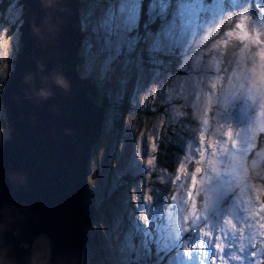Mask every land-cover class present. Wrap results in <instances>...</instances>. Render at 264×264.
<instances>
[{
  "label": "rangeland",
  "instance_id": "rangeland-1",
  "mask_svg": "<svg viewBox=\"0 0 264 264\" xmlns=\"http://www.w3.org/2000/svg\"><path fill=\"white\" fill-rule=\"evenodd\" d=\"M19 1L10 0L7 10L0 13V93L13 69L19 44L18 29L10 27L23 12ZM103 7L99 0H80L78 25L84 37L78 54L81 63L76 68L80 77L90 78L107 98L105 105L97 102L104 108V120L99 142L91 153L87 177L94 208L89 236L100 244L97 264L140 261V244L133 241V229L137 225L150 229L147 237L153 238L156 248L163 253L166 245H162L160 222L152 219L153 216L157 219L160 212V217L162 213L169 216L172 212L177 219L176 227L195 238L176 243L172 247L177 255L173 259L162 256L159 261L264 264V182L259 184L241 177L237 159L231 179L237 172L240 177L230 180L228 185L231 191L237 185L239 195L235 194L232 204L237 205L236 209H231V205L230 209L210 216L205 208L202 211L184 202L189 206L184 209L186 206L179 203L180 197L189 201L198 189L207 194L217 185L211 178V174L218 172L211 167L213 160L208 157V148L219 149L229 159L235 158L239 150L237 143L248 142L253 126L258 123L257 114L264 111V0H174L169 9L172 21L165 25L171 34L168 52L163 57L152 56L151 60L150 54L144 53L143 71H132L138 78L135 91L131 82L127 86L114 83L110 91L93 74L86 46L93 13ZM255 44L260 46L258 58L247 57L249 45ZM224 55L230 58L227 56L229 61L221 81L216 67L219 69ZM211 85L216 87L217 95L223 87L225 96L217 101ZM241 86L246 87L247 93H236L242 90ZM125 88V96L118 98ZM229 100L239 103L240 109L229 113L232 110L231 106L227 107ZM215 102L219 107L213 109L211 104ZM252 106L260 112L250 113ZM2 117L0 142L7 137V131L1 127ZM168 149L175 155L180 150L175 172L165 170L158 160V152ZM202 150L205 155L200 161ZM207 159L203 168L197 166ZM252 183L253 194L246 197L247 187ZM127 187L131 195L126 192ZM166 188L170 194L165 198L167 203L162 204L161 194ZM248 199L255 208L247 212L245 200ZM179 233L173 229L166 235L179 236Z\"/></svg>",
  "mask_w": 264,
  "mask_h": 264
},
{
  "label": "water",
  "instance_id": "water-1",
  "mask_svg": "<svg viewBox=\"0 0 264 264\" xmlns=\"http://www.w3.org/2000/svg\"><path fill=\"white\" fill-rule=\"evenodd\" d=\"M22 5L20 50L1 94L7 143L0 146V255L5 264H86L96 250L88 168L104 108L90 94L91 79L76 69L80 0Z\"/></svg>",
  "mask_w": 264,
  "mask_h": 264
},
{
  "label": "snow or ice",
  "instance_id": "snow-or-ice-1",
  "mask_svg": "<svg viewBox=\"0 0 264 264\" xmlns=\"http://www.w3.org/2000/svg\"><path fill=\"white\" fill-rule=\"evenodd\" d=\"M99 2L104 7L93 13L86 46L93 74L110 91L114 83L127 86L130 82L135 91L138 78L132 71H143L144 53H149L151 60L152 56L163 57L168 52L171 34L165 25L172 21L169 9L174 0H147V6L145 0ZM125 93L126 88L118 98ZM0 115L7 119V109Z\"/></svg>",
  "mask_w": 264,
  "mask_h": 264
},
{
  "label": "flooded vegetation",
  "instance_id": "flooded-vegetation-1",
  "mask_svg": "<svg viewBox=\"0 0 264 264\" xmlns=\"http://www.w3.org/2000/svg\"><path fill=\"white\" fill-rule=\"evenodd\" d=\"M236 43L239 44L238 41H236ZM236 48L238 51L239 48L237 46ZM248 49H249V52L246 54V56L249 57L252 55L257 59L259 56L257 51L260 50V46L257 44L249 45ZM217 70H218V65L216 67V72ZM236 83L238 84L236 85L239 86V83L238 82ZM244 83L247 84L246 81H244ZM211 87H213L211 89L213 91V94H216V91H215L216 87L214 88L213 85H211ZM241 89L242 90L238 89L236 93L240 91L241 93H247L246 87L241 86ZM222 90H223V87L221 91H217V93L218 92H221V93L219 95L216 94L214 96L217 101L219 98H222L225 96V93H223ZM211 106L213 107V109H216V107L217 108L219 107V105H217L216 102L213 103V105L211 104ZM228 106L232 107V110L229 113L236 112L240 109V105L236 101L229 100L227 102V107ZM225 111H226L225 112L226 114L228 112L227 108ZM248 111L254 114L255 112H260L254 106L250 107ZM263 112L264 111H262L261 114L260 113L257 114L256 122L258 123L253 126L248 142L243 143L244 142L243 140L242 143H237V145L239 146V150L236 151L235 158L233 157V159H229V155L226 153H221L219 149H216L214 151L213 148H210V147L208 148V157L211 156L213 160V164H211V167L213 165L214 171L218 172L217 174L215 173L211 174V178L214 179L215 183L217 182V185H215L211 190H209L207 194L205 191L198 189L197 192L194 194L197 197L194 198L195 197L194 196L189 201L184 200L180 197L179 203L181 204L182 207L186 206L184 202H190L191 204L194 205L195 209H201L203 211V209L205 208L208 212H210V216H215L216 214L217 215L220 214L224 209H230L231 205L235 204V201H234L235 194L239 195L237 185H235V187L233 188V191H231L230 186L228 188V185L231 182L230 180L232 179L235 180L236 178L241 176L243 178L246 177L254 181L256 180L259 184H262L264 182L263 181L264 179V113ZM236 159H237V164L239 165L241 164V166H239L240 170L236 168L240 172V176L238 175L239 172H237V174L231 179V174L235 173L233 171L235 168L234 165L236 163ZM207 162H208V159L206 160L204 164H197V166L201 165L203 168ZM249 164L251 165V167ZM252 165H253V168H252ZM251 186H253V183L247 187V194L245 195L246 197L253 194L252 192L253 187ZM197 193L198 195H196ZM243 197L244 196H242V198ZM231 200H232V203H231ZM260 201L262 200L260 199ZM245 202H246L245 207L247 209V212H248V209L255 208V205H253L252 207L249 205L250 199L245 200ZM188 207L189 206H186V209H188ZM234 207H237V205L231 207V209H236Z\"/></svg>",
  "mask_w": 264,
  "mask_h": 264
},
{
  "label": "trees",
  "instance_id": "trees-1",
  "mask_svg": "<svg viewBox=\"0 0 264 264\" xmlns=\"http://www.w3.org/2000/svg\"><path fill=\"white\" fill-rule=\"evenodd\" d=\"M21 2H22V0L19 1V4H22ZM10 3H11L10 0H0V13H4L7 10V7L10 5ZM23 10H24V6L22 5V11ZM21 20H22V17H20L13 24H11L10 27L14 30L19 29ZM80 28H81V26H80ZM19 50H20V44H18V48H17L15 55L18 54ZM6 82H7V79H6ZM6 82H5V85H6ZM5 85H4V87H5ZM101 93H102L101 88H98V86L94 83L93 88L90 91V94L93 96V98L96 102L105 105L106 104L105 101L107 100V98L105 97V95H102ZM1 94H2V92L0 93V101H1ZM102 101H104L105 103H103ZM1 108H2V104H0V109ZM1 127L6 130L4 117H2V119H1ZM190 139H192V137ZM3 141L4 140H2L0 142V146L3 144ZM162 150H160V151H162ZM160 151L158 152V154L157 153L156 154L158 155V160H161V162H162V167L167 171L175 172L177 164L179 163L177 156L180 154L179 153L180 150L179 149L177 150L178 155L177 154L175 155L174 152L171 153L169 149L166 151L168 153H166L164 151L162 153ZM174 155H175L176 159H174V157H173ZM159 156L161 157V159H159ZM162 159H163V161H162ZM191 168H192V164H191ZM88 171H89V169H88ZM173 179H174V175H173ZM158 186L160 188H164L161 184H158ZM125 190L127 193L130 194V187L125 188ZM166 191H165V193L161 194L162 204L167 203L165 198L167 196H169V194H170L169 188L168 189L166 188ZM109 201H113V200H109ZM184 209H186V207ZM168 210L169 209H165L164 211L167 212ZM177 210H179V209H177ZM169 212H171V210H169ZM160 213H157V219L154 216L152 217V219H153V222H157V220H159V222H160V233H161V237H162V241H163L162 245L164 247L166 245V247L164 248V251L162 253V251H160L158 248H156L155 240L153 238H151L150 236L147 237L146 232L150 231V229H146L143 225H137V228L133 229V241L136 244H140V246L139 245L138 246H139V248L141 247V250H140L141 252L138 254V259H141V260L136 262L135 264H167L166 259H165V261H159V258L164 256V257H172V259H173L174 258L173 256L177 255L176 254L177 250L172 246H174L176 243H179V242L184 243V241L189 239V238H192V237L195 238V235H193L192 233L189 234V233H186L184 231H180L176 227L177 219L174 218L172 212L169 216H166V213H162L161 217L159 215ZM161 228H162V230H161ZM173 229H176L177 231L180 232L179 236H176L174 234V235L169 237L170 234L166 235L167 233H170ZM94 241L96 242V245H97L94 256L92 258L88 259V262H86V264L100 263V261H99L100 252L98 251L100 244H99V241L96 240L95 238H94ZM143 247L144 248L146 247V248L144 249Z\"/></svg>",
  "mask_w": 264,
  "mask_h": 264
},
{
  "label": "clouds",
  "instance_id": "clouds-1",
  "mask_svg": "<svg viewBox=\"0 0 264 264\" xmlns=\"http://www.w3.org/2000/svg\"><path fill=\"white\" fill-rule=\"evenodd\" d=\"M0 264H5V261L2 258V255H0Z\"/></svg>",
  "mask_w": 264,
  "mask_h": 264
},
{
  "label": "bare ground",
  "instance_id": "bare-ground-1",
  "mask_svg": "<svg viewBox=\"0 0 264 264\" xmlns=\"http://www.w3.org/2000/svg\"><path fill=\"white\" fill-rule=\"evenodd\" d=\"M143 157V156H142ZM89 165H90V163H89ZM253 166V165H252ZM253 168V167H252ZM95 214V213H94Z\"/></svg>",
  "mask_w": 264,
  "mask_h": 264
}]
</instances>
